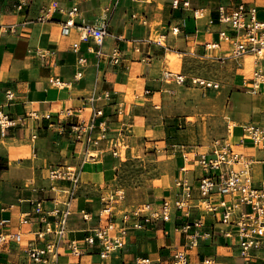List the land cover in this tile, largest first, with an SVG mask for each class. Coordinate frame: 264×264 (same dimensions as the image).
<instances>
[{"label":"crops","instance_id":"crops-1","mask_svg":"<svg viewBox=\"0 0 264 264\" xmlns=\"http://www.w3.org/2000/svg\"><path fill=\"white\" fill-rule=\"evenodd\" d=\"M27 1L18 11V0H0L1 22L8 27L0 34V111L16 121L15 126L0 129V222L6 221L0 225V234L22 235L21 242L11 240L0 247V264H36L26 252L28 244L45 249L47 263L38 264H139L142 260L172 264L174 254L187 241L181 227L195 219L203 221L202 231L211 237L201 238L198 247L188 251L190 264L203 259L213 264H238V238H225L219 231L224 226L208 208L218 198L215 194L204 197L199 189L200 179L210 173L193 163V153L190 162L184 163L181 151L186 144L175 143V134L161 113L160 97L165 89L160 77L166 70L167 54L177 55L186 70L208 58L225 61L231 45L219 39L216 8L245 2L255 6L258 20L264 21V0ZM52 1L54 10L46 20H39L41 10L49 8ZM74 7L76 26L62 36L61 25ZM194 10H200L202 17L195 19ZM82 23L107 24L101 55L91 39L81 38L77 26ZM208 43L216 47L208 50ZM112 54L119 58L117 65L110 61ZM242 59L238 61L244 70L241 77L249 85L254 70L264 71V60L256 61L252 55ZM53 80L61 86L52 84ZM7 91L13 94L11 100ZM226 99L231 144L248 155L257 154L249 141L240 142L241 127L264 123V88L255 93L243 85L230 88ZM73 124L88 129L92 139L101 138L98 146L88 149L94 157L88 156L84 142L74 138ZM161 144L173 174L169 182L152 177L129 186L121 174L126 160L153 158L160 153ZM57 165L73 167L78 177L66 233L45 232L38 238L37 233L46 228L40 216L25 217L27 223L22 220L34 200H42L44 210L50 212L66 199L60 189L71 183L53 182L48 177L50 167ZM252 173L254 182H264L263 163H254ZM185 183L191 190L185 208L172 206L168 222L154 219L143 230L128 231L122 247L108 258L100 256L98 242H86V237L106 223L99 216L102 198L117 189L125 191V199L113 208V220L120 223L124 212L145 205L155 209L163 200L173 202ZM83 213L88 214L87 219ZM53 220L49 214L48 221ZM72 241L79 255L70 252Z\"/></svg>","mask_w":264,"mask_h":264},{"label":"built area","instance_id":"built-area-1","mask_svg":"<svg viewBox=\"0 0 264 264\" xmlns=\"http://www.w3.org/2000/svg\"><path fill=\"white\" fill-rule=\"evenodd\" d=\"M28 5L27 0H18L16 9L22 11ZM176 5V3H175ZM185 6L188 2L184 3ZM56 3L52 1L49 8L41 10L39 20H46L48 15L54 10ZM218 14V36L221 41L231 45V49L226 58L238 61L246 55H252L256 61L264 60V21L257 18L256 7L248 5L245 2L234 5L221 4L216 8ZM76 12V8H72L69 12V18L61 25L60 33L62 36L68 35L71 28L75 27L72 15ZM3 15L2 6L0 4V34L5 32L8 27L1 22ZM194 18L202 17L200 10L193 11ZM81 33L82 39H91L97 47L96 53L101 55V47L108 37L107 24L95 26L92 24L82 23L77 26ZM174 32L178 28L173 29ZM216 47L214 44H206V49L212 50ZM81 60V59H80ZM110 61L117 65L119 58L116 54H112ZM161 82L182 86L189 84L190 86L207 89L212 87V82L206 83L201 78L188 76L180 70L166 69L161 73ZM52 84L61 86L58 80H53ZM218 85H214L217 87ZM245 88L250 93H255L258 89L264 88V71L257 68L252 73V81ZM9 100L12 99L11 91L6 92ZM101 114V111L97 112ZM16 125V121L9 114L0 111V129L4 130ZM71 131L74 138L84 142L87 146L88 156L94 157L89 153L90 146H98L99 138L92 139L88 135V129L82 127L81 124L71 125ZM232 126L230 125V132ZM242 137L240 142L249 141L257 154L248 155L237 148L234 144L226 142L227 140H216L213 142L210 153L196 152L191 146H184L185 151H181L184 163L190 162L189 154L193 153L196 159L193 163L201 170L210 173L200 179L199 189L201 195L208 197L215 194L218 198L216 204H210V212L218 218V222L224 227L219 229L225 238L235 235L238 238L239 257L243 259V264H264V182L256 183L253 180L252 168L254 163L264 164V123H249L242 127ZM190 149V150H189ZM257 155V156H256ZM48 177L53 182L66 181L71 183L70 187L60 189L66 194V199L60 201L59 207L47 212L44 210L42 200H34L32 210L25 213L23 223H27L25 217L31 215H39V221L44 223L46 228L44 231L37 233L38 238H42L46 233H53L62 236L66 233L67 218L71 213L70 205L75 192L74 187L78 183L76 171L71 166H51ZM182 193L180 197L173 202L163 200L158 208L152 209L150 205L136 208L122 214L120 223L113 220L114 205L118 201L125 199V191L117 189L107 197L102 198L104 207L99 212L102 219H106L103 227H99L93 231V234L86 237V242L94 244L96 242L101 245L102 250L100 256L108 258L115 249L122 247L125 242L128 231L143 230L152 220H163L168 222L171 219L172 206L177 210L185 208L186 201L190 197V187L185 183L181 184ZM55 191V187L51 188ZM215 192V193H213ZM60 206L63 207L60 208ZM247 207V210L243 209ZM49 214L54 216V220L48 221ZM85 219L88 214L83 213ZM6 221H1L0 225ZM204 223L200 219H195L185 223L181 227V232L185 235L187 241L184 247L178 250L173 256L172 264H190L188 251L198 247L202 238L211 237L210 233L202 231ZM14 240L21 242V233L0 234V247L7 241ZM70 252L79 255L74 241L69 243ZM27 254L36 264L47 263L44 259L45 249H38L28 244ZM54 259L56 255L54 254ZM55 263V261H52ZM52 263V264H53ZM210 259L196 261L193 264H213ZM139 264H148L146 260H142Z\"/></svg>","mask_w":264,"mask_h":264},{"label":"rangeland","instance_id":"rangeland-1","mask_svg":"<svg viewBox=\"0 0 264 264\" xmlns=\"http://www.w3.org/2000/svg\"><path fill=\"white\" fill-rule=\"evenodd\" d=\"M264 14V13H263ZM264 16V15H262ZM259 15V18H263ZM244 62V60H240ZM165 69L180 70L188 76L212 82V87L202 89L184 84L182 86L161 82L164 93L161 95V113L168 121L171 132L175 134L176 144H186L197 150L211 148L216 140L231 143L229 112L226 98L230 88L249 86L242 80L243 67L234 60L225 57V61L212 58L202 60L200 64L189 65L185 69L182 60L176 58L164 61ZM242 80V82H241ZM218 85L214 87V85ZM180 139V141H178ZM157 156L136 157L126 160L122 179L129 185L145 182L152 177L166 180L173 174L164 160L165 145L161 144ZM190 150V149H189ZM167 181V180H166ZM125 189V188H124ZM127 191V189H125ZM238 264L243 260L236 254Z\"/></svg>","mask_w":264,"mask_h":264},{"label":"bare ground","instance_id":"bare-ground-1","mask_svg":"<svg viewBox=\"0 0 264 264\" xmlns=\"http://www.w3.org/2000/svg\"><path fill=\"white\" fill-rule=\"evenodd\" d=\"M168 58L169 61H173L177 58V55L167 54L166 59ZM130 95V94H129Z\"/></svg>","mask_w":264,"mask_h":264}]
</instances>
